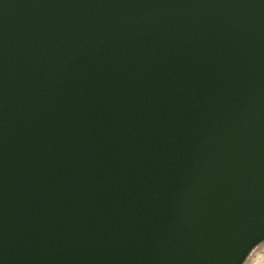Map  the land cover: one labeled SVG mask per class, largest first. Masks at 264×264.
<instances>
[{"label": "water", "instance_id": "95a60500", "mask_svg": "<svg viewBox=\"0 0 264 264\" xmlns=\"http://www.w3.org/2000/svg\"><path fill=\"white\" fill-rule=\"evenodd\" d=\"M263 240L264 0H0V264Z\"/></svg>", "mask_w": 264, "mask_h": 264}, {"label": "rangeland", "instance_id": "374dc122", "mask_svg": "<svg viewBox=\"0 0 264 264\" xmlns=\"http://www.w3.org/2000/svg\"><path fill=\"white\" fill-rule=\"evenodd\" d=\"M252 260H256L255 264H264V240L250 252L243 264H249Z\"/></svg>", "mask_w": 264, "mask_h": 264}, {"label": "built area", "instance_id": "2783aa9c", "mask_svg": "<svg viewBox=\"0 0 264 264\" xmlns=\"http://www.w3.org/2000/svg\"><path fill=\"white\" fill-rule=\"evenodd\" d=\"M256 260H252L249 264H255Z\"/></svg>", "mask_w": 264, "mask_h": 264}]
</instances>
